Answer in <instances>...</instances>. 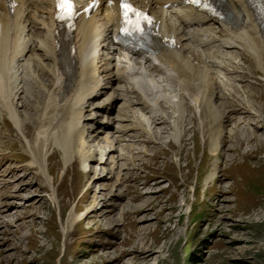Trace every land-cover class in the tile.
I'll return each mask as SVG.
<instances>
[{"label":"rangeland","instance_id":"obj_1","mask_svg":"<svg viewBox=\"0 0 264 264\" xmlns=\"http://www.w3.org/2000/svg\"><path fill=\"white\" fill-rule=\"evenodd\" d=\"M243 55L228 63L231 88L242 99L218 103L228 131L217 146V134L207 139L210 129L202 138L192 110L178 135L168 109L173 103L164 114L146 115L153 117L151 126L133 114L129 119L130 111L122 115L121 102L111 111L114 119L124 118L116 127L129 119L127 126L140 131L117 143V167L112 159L98 164L107 158L101 143L91 161L78 154L66 169L61 152L51 149V185L30 166L26 151L25 136H35L31 119L45 97L38 94L36 103L44 85L29 73V87L15 100L19 119H30L26 130L20 133L8 112L0 114V204L6 211L0 215V264H264V72ZM241 104L253 113L245 114ZM97 116L85 124L99 127ZM234 118L242 120L234 126ZM95 204L98 212L89 213ZM80 215L77 225L67 224Z\"/></svg>","mask_w":264,"mask_h":264},{"label":"bare ground","instance_id":"obj_2","mask_svg":"<svg viewBox=\"0 0 264 264\" xmlns=\"http://www.w3.org/2000/svg\"><path fill=\"white\" fill-rule=\"evenodd\" d=\"M15 1L17 7L12 13L7 0H0V114L1 110L8 112L18 131L23 133L30 119L24 122L19 119L15 100L29 87V73L44 85L42 91L37 92V98L39 100L38 94L45 97L42 102L36 101L44 105L40 114L31 119L36 123L35 136L29 139L26 134L25 139L30 166L39 169L48 185L52 184L51 170L48 171L51 149L61 152L66 169L78 154L84 163L91 161L98 154L97 145L101 143L99 146L103 147L107 158L100 159L98 164L107 165V160L116 157L117 143L126 140V135L138 128L133 124L127 126L130 118L134 120L132 114L148 119V114L154 115L158 111L164 114L165 106L170 103L173 105L170 104L168 109L176 119L178 135L185 127V116L192 110V115L195 113L199 117L202 138L205 139L210 129L207 139L217 134L220 137L216 138L217 146L228 131L225 126L227 116L218 108V103L242 99L236 88H231L229 61L245 60V54L264 72V29L249 0H221L227 15L225 20L183 7L180 0H151L153 14L168 28L161 33L178 35L180 50L160 45L155 58L142 56L141 60H129L118 48H112L108 34L114 28L117 16L110 9L105 17L91 22L82 15L76 31L67 36L54 19V0ZM169 3H178V6L165 9L164 5ZM105 9L103 7L101 11ZM248 67L246 69H250ZM46 74L49 79L42 81ZM260 79L264 81L263 76ZM165 88L172 98L163 94ZM121 102L126 104L122 115L127 116V111L131 115L128 123L118 128L119 121L124 118L114 119L111 111ZM240 108L245 114L253 113L245 105L241 104ZM95 113L102 118L96 122L100 126L89 128L85 123L95 121ZM155 119L158 123L163 121ZM241 120L234 118V126ZM153 121V117H149L146 124L152 126ZM151 129L145 131L150 133ZM157 129L153 134L155 140L159 137ZM234 134L242 146L240 132ZM254 137L255 131L251 133L250 141ZM85 147H88L87 154L82 152ZM113 164L117 167L116 160ZM102 175L99 173V177ZM3 209L4 205L0 204L1 216L6 212ZM97 209L98 204H95L89 213H96ZM82 218L81 215L70 217L67 224L77 225Z\"/></svg>","mask_w":264,"mask_h":264},{"label":"snow or ice","instance_id":"obj_3","mask_svg":"<svg viewBox=\"0 0 264 264\" xmlns=\"http://www.w3.org/2000/svg\"><path fill=\"white\" fill-rule=\"evenodd\" d=\"M193 2H196V0H193ZM58 7L61 9L62 12H65V16H61V19L65 18H71V16L74 14L73 5L69 2V0H59ZM126 8V15H127V5H125ZM127 22V21H126ZM137 28L139 30V26L137 25Z\"/></svg>","mask_w":264,"mask_h":264}]
</instances>
